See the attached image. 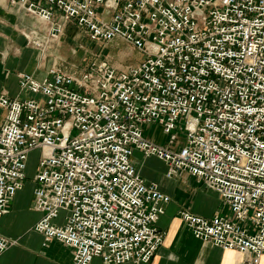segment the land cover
Segmentation results:
<instances>
[{
  "label": "built area",
  "instance_id": "2783aa9c",
  "mask_svg": "<svg viewBox=\"0 0 264 264\" xmlns=\"http://www.w3.org/2000/svg\"><path fill=\"white\" fill-rule=\"evenodd\" d=\"M44 25L25 32L47 51L68 24L94 42L120 40L141 59L121 68L93 59L80 73L19 74L27 97L0 94V217L24 189L32 151L34 229L72 264H149L164 243L157 222L170 195L148 183L136 151L187 172L219 194L231 216L181 217L198 239L264 257V0H10ZM147 125L183 132L179 148ZM64 212L63 223L56 220ZM0 234V254L10 246Z\"/></svg>",
  "mask_w": 264,
  "mask_h": 264
},
{
  "label": "crops",
  "instance_id": "0c3cea01",
  "mask_svg": "<svg viewBox=\"0 0 264 264\" xmlns=\"http://www.w3.org/2000/svg\"><path fill=\"white\" fill-rule=\"evenodd\" d=\"M38 26L41 31L45 30L44 25L39 24L38 19L23 7L11 4L10 0H0V94L4 92L10 97L31 96L21 91L19 74L25 72L37 79H44L51 67H58V62L49 54L56 55L59 52L62 40L44 53L30 45L25 36V32ZM120 42L115 41L117 45ZM128 46L131 52L121 47L111 48L117 56L110 62L114 67L121 68L141 59L140 53ZM128 60L132 62L128 63ZM6 115L7 111L0 107V126ZM153 126L145 127V136L171 148L169 144L150 137L148 131ZM133 160L148 183H157L161 191L171 197V201L164 204L165 211L157 222L158 227L165 232L164 243L149 264H246L239 251L224 250L195 237L188 223L181 217L182 210L205 217L215 214L231 216L229 207L217 192L208 189L202 181L187 172L168 176L167 165L157 157H147L141 151H136ZM155 162L160 164L159 168L152 165ZM33 190V180L29 184L26 181L24 189L18 191L12 199L8 213L0 217V234L10 239L11 243L0 254V264H72L73 254L67 246L57 240L46 242L44 236L34 229L42 213L34 207ZM64 214L62 212L56 222L63 223ZM91 264L105 263L96 257ZM260 264H264V257Z\"/></svg>",
  "mask_w": 264,
  "mask_h": 264
},
{
  "label": "rangeland",
  "instance_id": "374dc122",
  "mask_svg": "<svg viewBox=\"0 0 264 264\" xmlns=\"http://www.w3.org/2000/svg\"><path fill=\"white\" fill-rule=\"evenodd\" d=\"M112 47H121L127 52H131L132 49L123 41L120 42V45H117L115 41L107 43H97L92 41L85 31L79 28L74 23L68 24L66 31L62 37L61 49L56 55H50L54 61L58 62V67L64 71L80 73L93 59L101 58L113 62L117 56L115 52L111 51ZM47 51H42L47 53ZM128 63L132 60H128ZM148 131V130H147ZM150 137L161 143H167L173 149L179 148L181 141L183 140V132H177L176 138L174 139L173 135H166L163 132V129L159 126L151 127V130L148 131ZM146 134V133H145ZM40 158V151L38 149L34 150L30 154V159L27 169V184L33 180L35 176ZM152 165L157 168L160 167V164L152 163Z\"/></svg>",
  "mask_w": 264,
  "mask_h": 264
}]
</instances>
